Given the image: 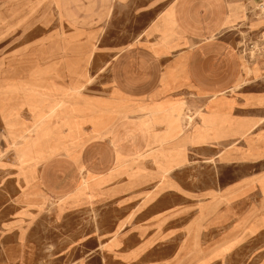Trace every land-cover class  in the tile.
I'll use <instances>...</instances> for the list:
<instances>
[{"label": "rangeland", "instance_id": "obj_1", "mask_svg": "<svg viewBox=\"0 0 264 264\" xmlns=\"http://www.w3.org/2000/svg\"><path fill=\"white\" fill-rule=\"evenodd\" d=\"M106 1L99 19L87 0H0V264H264V111L232 132L215 109L224 95L135 120L114 110L99 95L143 15ZM255 9L264 22V2ZM241 53L264 87L263 54ZM141 119L164 124L162 136L115 171L98 174L112 167L108 144L95 170L69 159Z\"/></svg>", "mask_w": 264, "mask_h": 264}, {"label": "crops", "instance_id": "obj_2", "mask_svg": "<svg viewBox=\"0 0 264 264\" xmlns=\"http://www.w3.org/2000/svg\"><path fill=\"white\" fill-rule=\"evenodd\" d=\"M263 2L131 0V11L142 14L143 22L131 24L129 28L140 33L128 42L115 45L122 49L110 60L113 65L109 73V94L102 96L101 93L99 98L111 100L114 110L129 111L127 118L135 120L142 112L159 105L168 111L183 110L186 105L201 108L211 96L224 95L215 105V109L226 114L224 126H229L232 132L249 126L264 111V102H260L264 87L260 82H250L251 77L244 70V63L249 61L246 58L244 61L240 46L264 29V22L256 19L257 6ZM106 4V0H87L85 13L91 10L93 13L96 8L99 19L104 18ZM253 6L256 9L251 10ZM238 15L242 17L235 18ZM244 16L247 20L240 24ZM227 26L232 27L226 29ZM254 67L257 76H263L264 68ZM141 124L131 121L118 131L112 126L107 136L86 138L81 145L84 149L78 152L79 147H74L69 159L80 154L85 168L95 170L97 163L92 158L105 154L103 149L108 144L112 167L98 174L115 171L117 158H132L144 144L157 142L162 136L157 132L163 130L164 124L149 119L146 126ZM243 138L239 133L228 134L222 142H238ZM111 142L118 143L117 147ZM62 157L61 154L50 158Z\"/></svg>", "mask_w": 264, "mask_h": 264}, {"label": "built area", "instance_id": "obj_3", "mask_svg": "<svg viewBox=\"0 0 264 264\" xmlns=\"http://www.w3.org/2000/svg\"><path fill=\"white\" fill-rule=\"evenodd\" d=\"M245 47H247L249 51L253 50V54L261 53L264 56V29L256 34L255 37L244 40L240 48L244 51Z\"/></svg>", "mask_w": 264, "mask_h": 264}, {"label": "bare ground", "instance_id": "obj_4", "mask_svg": "<svg viewBox=\"0 0 264 264\" xmlns=\"http://www.w3.org/2000/svg\"><path fill=\"white\" fill-rule=\"evenodd\" d=\"M179 53V52H178ZM140 122H142V124L141 125H144V126H146V122L144 121V120H140ZM210 123V122H209ZM186 124H188V123H186ZM207 124H208V122H207ZM212 123H210V125H211ZM158 147V146H157ZM180 147H181V145H180ZM153 149V148H152ZM149 150V149H148ZM150 150H151V148H150ZM136 157V156H135ZM169 171V170H168ZM167 171V172H168ZM84 182V181H83Z\"/></svg>", "mask_w": 264, "mask_h": 264}]
</instances>
